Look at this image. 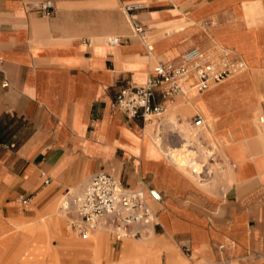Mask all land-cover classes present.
<instances>
[{
  "label": "crops",
  "instance_id": "crops-1",
  "mask_svg": "<svg viewBox=\"0 0 264 264\" xmlns=\"http://www.w3.org/2000/svg\"><path fill=\"white\" fill-rule=\"evenodd\" d=\"M41 1L0 0V141L14 144L0 148V264H94L97 246L102 264H264V0H50L49 14L35 8ZM133 4L140 8L127 12ZM114 37L119 43L109 45ZM214 45L232 49L248 68L183 101L203 99L209 132L220 142L218 162L234 171L211 221L203 210L216 203L202 199L207 189L171 161L178 129L161 147L155 127L147 131L153 122L111 104L127 83L143 84L158 62ZM172 111L158 126L171 114L188 123L198 110ZM241 120L248 121L237 125ZM99 171L128 187L143 178L159 224L124 242L104 230L88 242L74 235L59 214L60 196L81 192ZM220 177L208 191H219ZM185 192L193 202L183 201Z\"/></svg>",
  "mask_w": 264,
  "mask_h": 264
},
{
  "label": "built area",
  "instance_id": "built-area-1",
  "mask_svg": "<svg viewBox=\"0 0 264 264\" xmlns=\"http://www.w3.org/2000/svg\"><path fill=\"white\" fill-rule=\"evenodd\" d=\"M44 14L53 9L50 0L35 5ZM140 5L126 7V11L139 9ZM135 32H143L142 26L133 22ZM119 38H109V45H117ZM245 64L231 49L214 45L210 48H190L175 61L158 62L143 84L127 83L115 95L111 106L122 111L127 117H140L142 121L151 116H162L168 106L178 97L187 100L198 97L211 86L225 81L230 75L240 73ZM159 96L160 101L156 100ZM193 129L207 126L200 112L189 122ZM204 156L194 155L187 169L199 179L209 178L214 171L212 165L218 162L215 146L202 141ZM14 144L0 141V148H13ZM49 178L43 184L49 183ZM144 180L128 187L111 172L99 171L92 175L81 193L69 191L63 194L59 209L66 218V225L78 238L85 240L101 226L107 235L116 241L125 238H140L150 226L159 224L156 215L145 201ZM149 195L160 200V194L149 190ZM26 203L27 199H20ZM222 248V245L219 246ZM183 249L189 252V246Z\"/></svg>",
  "mask_w": 264,
  "mask_h": 264
},
{
  "label": "bare ground",
  "instance_id": "bare-ground-1",
  "mask_svg": "<svg viewBox=\"0 0 264 264\" xmlns=\"http://www.w3.org/2000/svg\"><path fill=\"white\" fill-rule=\"evenodd\" d=\"M137 5H140V4H137ZM130 16V15H129ZM219 46H221V45H219ZM232 50V49H231ZM234 52V51H233ZM244 64H245V69L243 70V71H245L246 69H247V65H246V63L244 62ZM243 71H241V72H243ZM240 72V73H241ZM236 74H239V73H236ZM236 74H233V75H230L229 77L230 78H233V76L234 75H236ZM228 77V78H229ZM228 78H226V79H228ZM225 79V80H226ZM211 87H214V86H211ZM210 87V88H211ZM209 88V89H210ZM208 90V89H207ZM206 90V91H207ZM192 102H194L195 103V105H197L199 102H200V99L198 98V99H195L194 101H192ZM200 108V107H199ZM201 109V108H200ZM204 109L205 110H207V112H209V110H208V108L206 107V105L204 104ZM178 111V110H177ZM202 111V110H201ZM173 112V111H172ZM179 112V111H178ZM169 113H171V112H169ZM202 113H203V117L205 118V120H206V122H207V126H205L204 128H200V129H193L192 127H191V129L193 130V131H196V132H198L199 131V133L201 132V134L199 135V139H200V141H199V139L197 138V136L196 135H194L193 133H188L186 130H185V127L183 126L181 129H178V131L177 132H179V134H178V140L179 141H181L180 143H181V145H179V144H177V145H179L177 148H174L173 150H171L170 152H169V154H171V156L170 157H172V162L178 167V168H180L181 170H183L184 172H186L188 175H190L191 176V178H193V180H195L197 183H199V185L201 186V187H203L204 189H207V190H215L216 188H217V185H218V182H219V177L221 178L220 180L224 183V184H228V185H231L232 183H233V179L231 178V176H230V173H229V171H227V170H224V173L223 174H219V173H217L216 174V172H217V170H218V168H217V166H218V163L219 162H216L215 164H213L212 165V168H213V171H214V173H213V175L211 176V177H209V178H204V179H199L197 176H195V175H193V174H191L190 173V171L187 169V166L188 165H190L191 164V158L194 156V155H198L199 157H203L204 156V152H205V149H204V147L202 146V141H204V140H207L208 141V143L209 144H212L211 142H210V140H208V139H205L204 137H203V135H202V133L204 132V131H209L210 129H211V127H212V122H211V118L210 117H208L206 114H204V112L202 111ZM154 116H151V119L150 120H152V118H153ZM184 118L186 117L185 115L183 116ZM177 118H178V115L177 114H171V115H169L168 117H167V119H166V122L164 123V127L163 126H160L159 128L161 129L160 131H162L163 130V132L162 133H164L163 134V137H164V139H166V137H168L169 136V134H171L172 135V133H170V130L168 131H165V129H168V128H171V130H172V128H173V126L175 125V123L178 121L177 120ZM150 120H146L145 122H147V121H150ZM258 122L259 123H263L264 124V114L262 115H259V117H258ZM175 130V129H174ZM174 130H172V131H174ZM185 130V131H184ZM147 131L152 135V132L154 131V125H148L147 126ZM171 131V132H172ZM176 133V132H175ZM161 135V132L158 134V135H156L155 136V141L162 147V145H161V138L159 139V136ZM146 136V135H145ZM150 136V135H149ZM213 135H212V133H208V134H206V137L207 138H210V137H212ZM148 138V137H147ZM147 140V139H146ZM176 143V142H175ZM176 145V144H175ZM213 145V144H212ZM213 146H215V145H213ZM216 147V146H215ZM154 148V147H153ZM156 148V147H155ZM170 149H172V148H170ZM216 174V175H215ZM214 177V178H213ZM213 178V179H212ZM212 179V180H211ZM209 180H211V181H209ZM207 181H209V182H207ZM79 193H81V192H79L78 191V193L77 194H79ZM62 199H63V195H62ZM61 199V200H62ZM59 214H63L62 212H61V210L59 209ZM150 229V228H149ZM98 230H104L101 226H99L95 231H98ZM105 231V230H104ZM147 234V233H146ZM145 235V234H144ZM143 235V236H144ZM143 236H141L140 238H142ZM139 238V239H140ZM125 239H127V238H125ZM129 240H131V239H129ZM128 240V241H129ZM97 246V245H96ZM134 249L136 248L137 249V251L139 252V251H142L141 249H142V247H140L138 244L137 245H135L134 247H133ZM96 252V253H95ZM94 253L96 254V257L94 258V264H102L101 263V260H100V247H98L97 246V248L95 249L94 248ZM148 258V257H147ZM150 258V257H149ZM139 259L140 258H134V259H127V260H123L122 261V263H127L128 261H130L131 262V264H140V262H139ZM150 264H158V263H154V262H151Z\"/></svg>",
  "mask_w": 264,
  "mask_h": 264
},
{
  "label": "rangeland",
  "instance_id": "rangeland-1",
  "mask_svg": "<svg viewBox=\"0 0 264 264\" xmlns=\"http://www.w3.org/2000/svg\"><path fill=\"white\" fill-rule=\"evenodd\" d=\"M243 54H244V56H245V58H247L246 57V55H245V53L243 52ZM248 60V59H247ZM248 68V67H247ZM242 73V72H241ZM241 73H239V74H236V75H234L233 77H237L238 75H240ZM230 79V77L228 78V79H226L225 80V82L227 81V80H229ZM212 88V87H211ZM210 88V89H211ZM210 89H208V90H210ZM201 96V95H200ZM198 99V98H197ZM184 101V99L183 98H181V97H178L177 98V100L174 102V104H171L170 106H168V108H167V111L162 115V116H159V117H153L152 118V120H150V121H148V122H153V124H154V127H155V129H156V132H154L153 133V136L155 137L156 135H158L160 132H161V135L159 136V139L161 138V141L162 140H165L164 139V137H163V134L164 133H162L163 132V130L162 131H160L161 129L159 128L160 126H158L161 122H162V120H163V118L165 117V115L167 114V113H169L170 111H172L173 110V108L174 107H181V108H183V109H187L188 107H190V114L193 112V111H196V110H198L202 115H203V113H202V111L204 112V114H206L208 117H211V113L210 112H207V110H205L204 109V102H203V99L197 104V105H195V103L194 102H192V101H190V102H188V103H184L183 102ZM194 101V100H193ZM220 106V108L222 109V108H226V105H224V104H220L219 105ZM201 109H200V108ZM170 110V111H169ZM202 110V111H201ZM226 110V109H225ZM160 117H163L162 119L160 118ZM184 118V117H183ZM185 119V118H184ZM248 120H241V122H239V123H237V125H241V124H243V123H245V122H247ZM178 122V121H177ZM177 122L175 123V125L173 126V128H172V130H174V129H181L183 126L185 127V130L188 132V133H193L194 135H196L197 136V138L199 139V135L201 134V133H199V132H196V131H193L191 128H190V121L187 123V122H183V123H178L177 124ZM218 123V122H217ZM231 127H233V124L232 125H230ZM231 127H228V128H231ZM217 128V130H216V132L217 133H219V132H222V131H224L225 129H227V127L226 128H218V127H216ZM172 131L171 130V128H168V129H165V131ZM184 130V131H185ZM209 133V131H204L203 133H202V135H203V137L205 138V139H208V140H210V142L213 144V145H215L216 147H217V149H219L220 148V142L218 141V139L216 138V136H214L213 134V136L212 137H210V138H207L206 137V134H208ZM241 138H243V135H242V133H241V135H238L237 136V139H241ZM199 141H200V139H199ZM205 142H207L208 143V141L207 140H204ZM209 144V143H208ZM165 160H166V162H168L169 163V161L165 158ZM234 163H236V162H234ZM217 168H218V170H217V172H216V174L217 173H221V174H223L224 173V171H223V169H225V170H227V171H230V172H234L233 171V167H231L230 165H227V163H223L222 161L221 162H219L218 163V166H217ZM168 167L167 168H165V170H164V172H163V174H162V180L163 181H166V182H168L169 181V174H168ZM215 174V175H216ZM178 178V177H177ZM179 179V178H178ZM177 179V180H178ZM213 179V178H212ZM211 179V180H212ZM193 180V179H192ZM211 180H209V181H211ZM209 181H207V182H209ZM182 184H184L185 186H193V185H190V184H187V183H183V182H181ZM192 183L194 184V185H196L198 188H200V189H202V187H200V185H199V183H197L195 180H193L192 181ZM232 185V184H231ZM231 185H228V184H224V185H221L220 187H219V191H221V192H219V191H217V192H211V191H208V190H206V192H208L205 196H203L202 197V199L203 200H205V201H214L215 203H216V208H211V209H204L203 211L207 214V216H209L210 217V219H211V221L212 220H214V217L216 218L217 216H219V214H220V210H219V208L217 207L218 206V204L223 200V198H222V195H224L225 194V192L229 189L228 187H230ZM202 190H205V189H202ZM73 193L74 194H76V191H73ZM182 198H183V201H186V204H188V201H190V202H193V196H191L190 194H188L187 192H185V193H183L182 194ZM62 198V196H60V199ZM63 215V214H62ZM157 220L159 221V219L157 218ZM101 231V230H100ZM105 234L107 235V233L105 232ZM75 235V234H74ZM129 239H131V240H135L134 238H127V240H129ZM139 239V238H138ZM90 240V236L87 238V239H85V241H89ZM126 240V239H125ZM123 242H124V239H123ZM218 245V244H217ZM185 253H188V252H186L185 250H183ZM231 264H235L234 262H231Z\"/></svg>",
  "mask_w": 264,
  "mask_h": 264
}]
</instances>
